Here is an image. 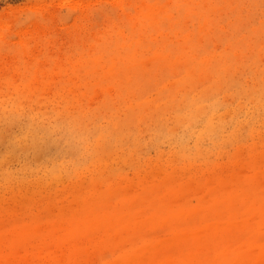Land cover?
<instances>
[{
  "label": "rangeland",
  "instance_id": "374dc122",
  "mask_svg": "<svg viewBox=\"0 0 264 264\" xmlns=\"http://www.w3.org/2000/svg\"><path fill=\"white\" fill-rule=\"evenodd\" d=\"M0 264H264V0H0Z\"/></svg>",
  "mask_w": 264,
  "mask_h": 264
}]
</instances>
